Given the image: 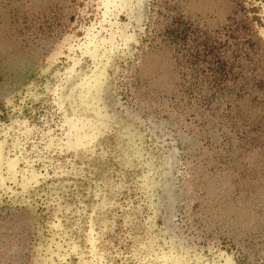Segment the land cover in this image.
Returning a JSON list of instances; mask_svg holds the SVG:
<instances>
[{
    "label": "rangeland",
    "instance_id": "1",
    "mask_svg": "<svg viewBox=\"0 0 264 264\" xmlns=\"http://www.w3.org/2000/svg\"><path fill=\"white\" fill-rule=\"evenodd\" d=\"M0 264H264V0H0Z\"/></svg>",
    "mask_w": 264,
    "mask_h": 264
}]
</instances>
